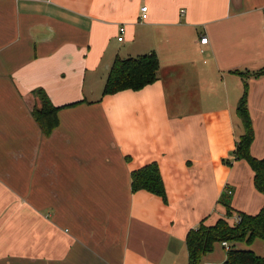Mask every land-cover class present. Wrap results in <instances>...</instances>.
<instances>
[{
  "label": "crops",
  "instance_id": "0c3cea01",
  "mask_svg": "<svg viewBox=\"0 0 264 264\" xmlns=\"http://www.w3.org/2000/svg\"><path fill=\"white\" fill-rule=\"evenodd\" d=\"M263 21L264 0H0V264H188V230L236 222L222 196L263 208L233 155L245 80L264 158ZM152 51L153 83L102 95L116 57ZM38 88L59 107L48 135ZM152 162L165 200L132 191ZM221 246L199 264H224ZM237 246L264 256L261 238Z\"/></svg>",
  "mask_w": 264,
  "mask_h": 264
},
{
  "label": "trees",
  "instance_id": "16d2710c",
  "mask_svg": "<svg viewBox=\"0 0 264 264\" xmlns=\"http://www.w3.org/2000/svg\"><path fill=\"white\" fill-rule=\"evenodd\" d=\"M158 58L155 52L137 56L116 57L107 70L102 95L113 94L123 90H139L157 79ZM264 69L251 75L258 77ZM40 106L32 110V116L41 131L48 135L58 125L57 110L47 94L41 89L34 90ZM247 83L243 81V91L236 106V115L243 125V132L236 138L233 155L235 159H243L253 171L254 187L264 194V158H256L250 154L254 132L247 109ZM228 163V161H227ZM132 191L145 189L159 195L165 200V193L159 168L155 162L146 164L131 171ZM220 201L226 208V215H235L238 220L230 225L225 219H218L213 225L200 223L196 228L188 230L185 238L188 253V264H199L203 255L211 252L215 243L228 242L224 264H264V256H258L251 249L237 246L245 242L249 245L255 238L264 240V207L256 214L250 215L234 211L227 198ZM223 247V246H222ZM224 248V247H223Z\"/></svg>",
  "mask_w": 264,
  "mask_h": 264
},
{
  "label": "built area",
  "instance_id": "2783aa9c",
  "mask_svg": "<svg viewBox=\"0 0 264 264\" xmlns=\"http://www.w3.org/2000/svg\"><path fill=\"white\" fill-rule=\"evenodd\" d=\"M140 11H141V15L139 16V20H145L146 19V17H147V6H142L141 8H140ZM120 31H119V34H118V41H123V31H124V27L123 26H121L120 28ZM262 31H263V33H264V21H263V24H262ZM206 41H207V38H206V36H202L201 38H200V43L201 44H203V43H206ZM232 191L231 190H227V193L228 194H230ZM235 220L237 221L238 220V217L237 216H235ZM221 245L225 248V249H228V247H229V245H228V242H226V241H222L221 242Z\"/></svg>",
  "mask_w": 264,
  "mask_h": 264
},
{
  "label": "rangeland",
  "instance_id": "374dc122",
  "mask_svg": "<svg viewBox=\"0 0 264 264\" xmlns=\"http://www.w3.org/2000/svg\"><path fill=\"white\" fill-rule=\"evenodd\" d=\"M236 128H237V130H238V129L240 128V125H239V124H237V125H236ZM221 247H222V246H221Z\"/></svg>",
  "mask_w": 264,
  "mask_h": 264
}]
</instances>
